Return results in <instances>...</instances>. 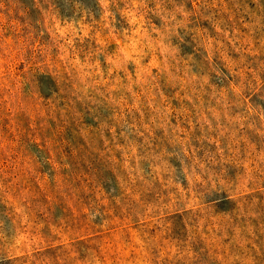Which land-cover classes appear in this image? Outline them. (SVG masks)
I'll list each match as a JSON object with an SVG mask.
<instances>
[{"label":"rangeland","instance_id":"obj_1","mask_svg":"<svg viewBox=\"0 0 264 264\" xmlns=\"http://www.w3.org/2000/svg\"><path fill=\"white\" fill-rule=\"evenodd\" d=\"M0 264H264V0H0Z\"/></svg>","mask_w":264,"mask_h":264}]
</instances>
